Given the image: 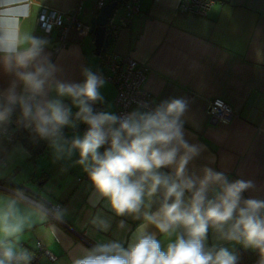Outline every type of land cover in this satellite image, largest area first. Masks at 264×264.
<instances>
[{"label":"crops","instance_id":"crops-1","mask_svg":"<svg viewBox=\"0 0 264 264\" xmlns=\"http://www.w3.org/2000/svg\"><path fill=\"white\" fill-rule=\"evenodd\" d=\"M178 1L137 0L139 10L128 20H122L124 14L120 10L114 19L123 26L114 35L109 49L145 66L142 88L150 94L152 105L171 98L188 101L185 138L204 148L190 162V172L200 174L208 166L224 172L230 180H251L255 190L245 192L244 197L264 199V63L255 59L257 47L264 52V0H214L205 15L178 12ZM79 2H82L79 20L89 24L96 14L94 0H8L0 6V13L7 14L22 37L31 34L48 40L45 52L62 70L61 78L77 83L83 80V67L94 71L100 63L101 57L94 53L92 35L72 26L62 46L58 30L46 36L37 23V15L42 7L68 13ZM11 79L0 68V89L7 88ZM101 92L105 98L103 110L116 113L114 86L106 82ZM214 98L232 107L235 117L231 123L209 119L206 109L208 101ZM8 128L12 129V124ZM87 128L83 123L74 129L65 128V136H82ZM1 146L4 164L0 166V180L7 179L13 188L8 185L0 188V226L22 222L21 247L33 251L39 241L58 256L52 262L41 256L42 264H71L83 249H91L97 240L104 238L127 242L138 221L127 218L128 227L122 232L116 231L114 221L107 233L90 224L97 212L111 213L104 207V201H97L86 172L75 163L78 153L55 160L47 143L33 156L18 141L10 146L3 135ZM13 200L15 206L10 207ZM54 204H60L59 217L63 223L51 221L42 208ZM150 231L156 232L154 228ZM157 236L161 238L158 233ZM207 243L221 244L236 252L244 248L217 241L211 229Z\"/></svg>","mask_w":264,"mask_h":264},{"label":"clouds","instance_id":"clouds-1","mask_svg":"<svg viewBox=\"0 0 264 264\" xmlns=\"http://www.w3.org/2000/svg\"><path fill=\"white\" fill-rule=\"evenodd\" d=\"M7 3L0 0V6ZM48 45L31 34L22 37L0 13V68L12 77L0 89V135L15 118L34 142H48L55 160L78 153L75 163L111 213L99 211L91 218L98 231L109 232L115 221L122 232L127 218L139 222L126 243L97 240L71 264H238L233 248L208 245L210 229L217 241L256 251L257 264H264V199L244 197L255 190L254 182L230 180L208 166L200 174L189 171L204 148L185 138L188 101L139 102L122 115L96 111L93 105L105 103L101 89L106 81L89 67L82 68L79 83L62 79V70L45 52ZM255 59L264 63L260 47ZM80 123L87 131L67 138L64 129ZM23 231L22 222L0 226V264H31L34 252L20 246Z\"/></svg>","mask_w":264,"mask_h":264},{"label":"built area","instance_id":"built-area-1","mask_svg":"<svg viewBox=\"0 0 264 264\" xmlns=\"http://www.w3.org/2000/svg\"><path fill=\"white\" fill-rule=\"evenodd\" d=\"M112 1L116 2L117 8L113 17L107 23V32L110 33L111 36H114L123 26L122 22H118L114 19L115 15L120 13L121 10L124 14V17H121L122 20L125 18L128 20V18L137 13L139 9L137 0H94L95 12L97 13L100 8ZM213 4L214 0H179L177 10L182 14L194 13L205 15ZM81 11L82 2H79L76 7L68 13H61L42 7L37 15V23L46 36H49L53 30L57 29L59 44L63 46L68 31L72 26H76L78 29L88 33L90 24L82 23L79 20ZM94 72L102 76L106 82L110 83L116 89V114L122 115L130 112L139 102H146L152 105L150 94L142 88L146 68L132 57L120 56L108 48L102 53L99 66ZM93 107L96 111H102L104 105L97 103L93 105ZM206 113L211 121L221 124H229L235 117L232 107L220 98H214L208 101ZM11 124L13 128H8L7 133L3 135L10 146L17 141L18 130L32 136L29 130L17 127L15 118H13ZM104 147L106 148L107 145ZM103 151L104 148H102L101 152ZM2 164H4V159L0 157V166ZM86 177H88L87 173ZM0 188H6V186L0 183ZM42 208L48 213L51 221L63 223L59 217L60 204L50 205V207L43 206ZM32 252H34L35 255L31 264H42L40 262L41 256L46 257L50 262L56 260L58 257L55 253L45 248L39 241L35 242Z\"/></svg>","mask_w":264,"mask_h":264},{"label":"water","instance_id":"water-1","mask_svg":"<svg viewBox=\"0 0 264 264\" xmlns=\"http://www.w3.org/2000/svg\"><path fill=\"white\" fill-rule=\"evenodd\" d=\"M117 5L115 1L107 3L93 15L89 21L90 28L88 33L93 37L94 53L99 55L108 46L107 23L113 17Z\"/></svg>","mask_w":264,"mask_h":264},{"label":"trees","instance_id":"trees-1","mask_svg":"<svg viewBox=\"0 0 264 264\" xmlns=\"http://www.w3.org/2000/svg\"><path fill=\"white\" fill-rule=\"evenodd\" d=\"M107 38L109 42L106 49L110 48V46L114 42V36L109 35ZM104 51H102L99 54L100 57L102 56V53ZM17 135H18L17 141L22 143L28 149V151L33 154V156L36 155L38 152H40L48 143L47 141H41V140L38 142H34L31 135H29L26 132H22L21 130L17 131ZM0 183L4 185H8L10 188H13V186L7 181V179H1ZM237 254L239 257L238 264H257L258 253L256 251L252 249L239 248L237 249Z\"/></svg>","mask_w":264,"mask_h":264},{"label":"rangeland","instance_id":"rangeland-1","mask_svg":"<svg viewBox=\"0 0 264 264\" xmlns=\"http://www.w3.org/2000/svg\"><path fill=\"white\" fill-rule=\"evenodd\" d=\"M0 151H2V146H1V148H0ZM2 153V152H1ZM2 166V165H1ZM2 168V167H1Z\"/></svg>","mask_w":264,"mask_h":264}]
</instances>
